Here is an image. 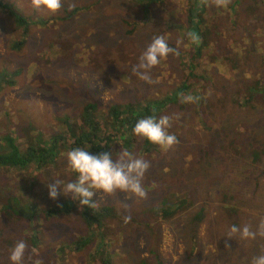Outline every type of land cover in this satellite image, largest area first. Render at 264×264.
Here are the masks:
<instances>
[{"label": "rangeland", "instance_id": "obj_1", "mask_svg": "<svg viewBox=\"0 0 264 264\" xmlns=\"http://www.w3.org/2000/svg\"><path fill=\"white\" fill-rule=\"evenodd\" d=\"M185 1L63 0L61 9L52 14L33 9L30 0H0L27 20L19 26L0 9V145L5 135L22 144L26 135L40 134L46 141L59 133V118L77 119L84 103L92 100L105 113L108 104L131 96L169 94L187 73L176 56L169 55L151 70V83L140 80L132 69L155 36L163 35L179 52L193 53L180 29L185 26ZM87 3L97 5L86 10ZM231 3L238 5L236 12L230 4L218 8L211 0L205 6V18H213L207 23L212 31L209 53L202 52L196 59L203 73L202 96L210 93L221 102L211 105L207 118L199 111L205 123L211 122V130L203 129L195 117L179 130L176 122L182 113L172 112L168 117L179 144L167 151L160 148L155 157H143L151 164L143 178L147 198L121 192L110 196L96 192L93 197L97 208L110 207L114 212L106 220V241L115 255L114 264H137L145 257L153 260L146 252L150 248L161 264H250L257 256L253 251L239 253L238 248L246 250L247 245L238 236L228 241V249L225 242L232 222L256 230L264 220V162L252 163L248 154H236L228 144L231 139L242 145L250 141L264 149V112L239 106L251 88L248 83L264 79V60L257 58L259 50H264V0ZM74 7L80 10L70 22L55 21ZM23 38L21 46L12 48ZM236 48L242 49L233 60ZM226 123L225 132L221 126ZM59 149L53 163L42 169L33 165L0 169V264H11V250L20 240L28 245L24 264L37 260L91 264L92 243L77 253L71 247V242L86 234L78 201L63 195L55 201L49 198L47 183L77 179L65 158L68 151L63 146ZM187 198L193 200L192 207L177 210L166 221L159 219L158 211L147 210L164 199L169 210H175ZM66 200L75 203L69 214L33 218V208L42 213ZM199 207H205L206 215L192 222ZM149 228L154 231L152 237ZM207 230L210 236L205 235ZM259 245L261 255L264 244ZM61 249L64 255L58 252Z\"/></svg>", "mask_w": 264, "mask_h": 264}, {"label": "trees", "instance_id": "obj_2", "mask_svg": "<svg viewBox=\"0 0 264 264\" xmlns=\"http://www.w3.org/2000/svg\"><path fill=\"white\" fill-rule=\"evenodd\" d=\"M185 2L187 4L185 11V26H180V29L182 30V34L183 31L185 32V37H187L186 30L188 32H195L200 37V43L196 45L195 48L193 44H190V49L195 51H192L193 53L191 55L182 50L179 52L180 55L176 56L177 62L181 66L186 67L187 73L181 77L178 85L169 94L159 95L155 98H138V96H131V99L127 98L125 102L108 104L105 113L98 110V103L96 101L92 100L86 102L81 107L77 119L71 120L67 118V116L59 118V133L46 141L41 138L40 134H37L36 136L26 135V142L22 144L17 141L16 137L5 135L2 138L0 145V169L21 170L30 165H33L35 169H42L53 163L61 146L67 151L75 148H84L92 154H98L101 152H111L113 154L115 152L119 155V151L123 149L131 151L139 157H155L160 152V147L133 134V128L137 121L149 116H155L158 119L161 116H168L172 112L182 113V116L179 118L180 122H176L179 130L183 129V125L186 121L194 117L198 119V123L203 129L211 130L209 127L211 122L208 124L205 123L202 114L200 115L199 111L202 110L207 118L210 115L209 110L211 109V105L214 102H221L219 100L216 101L211 95L208 97L202 96L203 90H199V88L204 89V87L199 80L203 79V73L200 72V65H198L196 59L201 58L202 52L209 53L207 46L210 44L209 34H211L212 31L208 29L207 23L211 22L213 18H205V5L201 4V0H186ZM8 5L9 4H3L0 2V9L11 18L12 22H15L19 26L24 23L27 24V20L13 10L10 7L11 5ZM96 5L97 3H87L85 8L86 10H90ZM229 6H232L233 11L236 12L237 9L235 7H238V5L230 3ZM79 10V7L65 10L64 15L54 19L59 22H70L71 17L78 13ZM147 13V9H144V15ZM182 27L184 28L182 29ZM25 34L26 31L24 33V38ZM24 38L15 42L12 48L21 46L24 43ZM241 49L242 48H236L233 60L236 57L237 51L240 53ZM243 49H246V47H243ZM258 53L260 54L257 55V58H259L260 61H263L264 50L260 49ZM246 64L247 63H244L243 65L246 66ZM232 66L236 67L237 61H234ZM248 84H250L251 88L248 93L245 92V98L240 101L239 106L242 108L250 107L253 110L259 107L263 113L264 79L255 78ZM181 93L192 94L194 97H197L196 102L190 104L182 103ZM228 99V102L235 103V101H233L234 99ZM246 110L250 111L248 109ZM253 110H251V112ZM212 117L214 116L212 115ZM227 125L228 123L222 125L221 130L226 132ZM191 127V125L186 126V128ZM168 131L170 134H174V128L170 127ZM63 133L66 134V139L60 138V135ZM228 144L234 153L238 154L241 151H244L248 154L252 163L259 165L261 162H264V149L259 147V144H254L248 141L242 145L234 139H231ZM117 145L119 146L116 147ZM113 157H115L114 154ZM262 170L264 171V169ZM190 192V194H193L192 189H190ZM191 197L192 196H190V198ZM188 198L186 199V203H184L185 201L181 202L175 210H169L170 207L166 204V199H164L160 205L148 208L147 210H152L154 212L158 211L160 213L159 219L166 221L177 210L192 207L191 205L194 204V202L192 199L188 200ZM224 202L225 197L222 195L221 204ZM74 205L75 203L72 201L66 200L54 207H48L45 211H42V213L33 208L32 215L34 219L40 214H43L47 218L67 215L75 210H73V208H75ZM78 214L86 229V234L71 242L73 251L77 253L82 248L92 243L93 250L88 254L91 264H114L113 259L115 255L109 251V245L106 241L108 232L106 220L114 217L113 210L110 207L84 208L83 210L80 209ZM204 215H206L205 207H199L197 213L192 217V222L198 223L200 220L202 221ZM134 223L139 226L137 220ZM223 224L224 222H222V226ZM232 225L237 224L236 222H232L230 227ZM253 230L255 231V229ZM153 232L154 231L149 228V237L154 236ZM205 235L210 236L209 230L205 232ZM244 241L246 242L247 248L246 250L238 248L240 249L239 253L244 252L248 254L253 251L254 253L256 252V255L260 254L257 247L261 246L259 244H264V237L258 236L255 240ZM35 242L36 241L33 239L32 243L35 244ZM58 252H60L61 255L65 254V250L62 249ZM146 252L148 256L154 257L153 260H150L149 257H145L141 258L137 264H161V261L151 248L146 250ZM262 254H264V250ZM219 261H222L220 256Z\"/></svg>", "mask_w": 264, "mask_h": 264}, {"label": "clouds", "instance_id": "obj_3", "mask_svg": "<svg viewBox=\"0 0 264 264\" xmlns=\"http://www.w3.org/2000/svg\"><path fill=\"white\" fill-rule=\"evenodd\" d=\"M30 3L32 8L37 11L43 9L48 13L55 14L61 9L63 0H30ZM211 3L218 8H227L231 0H211ZM201 4L208 6L209 0H201ZM73 6L70 5V7ZM187 37L193 45L200 43V37L195 32H188ZM169 55L179 56L178 48L170 47L168 40L163 35L155 36L139 57V63L132 69L133 74L140 80L151 83V70ZM180 95L182 103L190 104L197 100V97L190 93H181ZM170 127L168 116H161L158 119L155 116H149L137 121L133 128V134L159 146L161 150L167 151L179 144L177 136L169 133ZM65 158L70 169L77 174V179L67 183L61 180L47 183L49 198L53 201L61 195L71 196L72 200L78 201L80 209L83 210L98 206V203L93 200L96 192H102L109 196L117 192L131 193L141 199L147 198L143 178L151 164L131 151L121 149L119 155L113 157L111 152L92 154L84 148H75L68 151ZM128 220L130 217L125 218V222ZM235 236L242 240H255L258 236L264 237V220L259 223L255 231L250 225L242 227L232 225L228 231L225 248L230 247L228 241ZM27 250L28 245L25 241H17L10 253L11 264H24ZM35 264H43V262L37 260ZM250 264H264V254L253 257Z\"/></svg>", "mask_w": 264, "mask_h": 264}, {"label": "crops", "instance_id": "obj_4", "mask_svg": "<svg viewBox=\"0 0 264 264\" xmlns=\"http://www.w3.org/2000/svg\"><path fill=\"white\" fill-rule=\"evenodd\" d=\"M186 9V8H185Z\"/></svg>", "mask_w": 264, "mask_h": 264}]
</instances>
